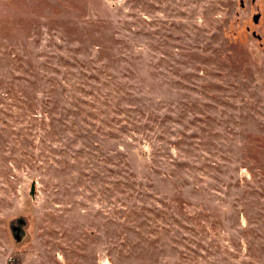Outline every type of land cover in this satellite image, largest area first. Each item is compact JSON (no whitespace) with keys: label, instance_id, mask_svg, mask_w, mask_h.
<instances>
[{"label":"rangeland","instance_id":"374dc122","mask_svg":"<svg viewBox=\"0 0 264 264\" xmlns=\"http://www.w3.org/2000/svg\"><path fill=\"white\" fill-rule=\"evenodd\" d=\"M0 264H264V0H0Z\"/></svg>","mask_w":264,"mask_h":264},{"label":"trees","instance_id":"16d2710c","mask_svg":"<svg viewBox=\"0 0 264 264\" xmlns=\"http://www.w3.org/2000/svg\"><path fill=\"white\" fill-rule=\"evenodd\" d=\"M79 64V63H78ZM82 74H84V73H82ZM85 75V74H84ZM87 77H94L93 75H89V76H87ZM90 85V84H89ZM91 86V85H90ZM91 95H93V93L92 92H88V94H87V96H91Z\"/></svg>","mask_w":264,"mask_h":264},{"label":"water","instance_id":"95a60500","mask_svg":"<svg viewBox=\"0 0 264 264\" xmlns=\"http://www.w3.org/2000/svg\"><path fill=\"white\" fill-rule=\"evenodd\" d=\"M255 19H257V17H255ZM255 19H254V20H255Z\"/></svg>","mask_w":264,"mask_h":264}]
</instances>
